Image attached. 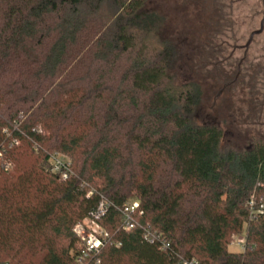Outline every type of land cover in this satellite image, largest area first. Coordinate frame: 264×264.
Instances as JSON below:
<instances>
[{
  "label": "trees",
  "instance_id": "16d2710c",
  "mask_svg": "<svg viewBox=\"0 0 264 264\" xmlns=\"http://www.w3.org/2000/svg\"><path fill=\"white\" fill-rule=\"evenodd\" d=\"M188 1L229 68L257 0ZM146 2L0 0V264H80L74 227L101 203L110 237L89 264H264V212L250 220L249 205L264 203V141L224 150L221 128L197 122L203 87L174 83L169 16ZM260 36L244 81L245 66H264ZM55 152L71 160L67 179L47 166ZM133 202L144 213L126 231ZM246 223L245 250L229 252Z\"/></svg>",
  "mask_w": 264,
  "mask_h": 264
},
{
  "label": "rangeland",
  "instance_id": "374dc122",
  "mask_svg": "<svg viewBox=\"0 0 264 264\" xmlns=\"http://www.w3.org/2000/svg\"><path fill=\"white\" fill-rule=\"evenodd\" d=\"M257 5L259 9L263 8L261 0H257ZM146 8L161 9L169 16L162 36L168 38L176 48V57L170 69L174 83L182 85L193 81L203 87L202 106L195 113L197 122L221 128L224 150L249 148L255 137L264 141V86L260 84L257 87V79L253 83L247 78L246 83L235 84L217 97L221 87L212 78V68L206 65L208 54L204 33L208 24L201 13L202 7L188 0H147ZM243 15H248V12ZM237 20L240 22L242 18L238 17ZM259 21L260 18L258 24H239V34L249 38L253 28H259ZM263 42L264 36H260L255 43L254 54L260 53ZM246 228L247 225H244L241 233L233 236L228 246L229 252L243 251Z\"/></svg>",
  "mask_w": 264,
  "mask_h": 264
},
{
  "label": "built area",
  "instance_id": "2783aa9c",
  "mask_svg": "<svg viewBox=\"0 0 264 264\" xmlns=\"http://www.w3.org/2000/svg\"><path fill=\"white\" fill-rule=\"evenodd\" d=\"M48 168L53 173H58L63 179H67L72 175L71 160L64 154L55 152L50 156L48 162ZM251 208L250 220L256 219L261 213L264 212V203L256 206L253 200L249 203ZM137 202L127 204L123 208L124 224L123 227L126 231L132 230L135 225V214L142 215L144 212L138 209ZM107 205L101 203L97 210L91 217L78 222L74 227L75 234L81 239L82 249L76 257V262L80 264H89L88 260L95 258L101 249L106 245L109 240V233L99 224L98 220L106 213ZM247 225V223H246ZM145 239L147 241H153L154 234L150 231H146ZM169 244L165 243L162 248H167ZM245 250V240L243 242V251ZM101 260L97 259L96 264H100ZM179 264H199L196 260H184Z\"/></svg>",
  "mask_w": 264,
  "mask_h": 264
},
{
  "label": "flooded vegetation",
  "instance_id": "af4514ba",
  "mask_svg": "<svg viewBox=\"0 0 264 264\" xmlns=\"http://www.w3.org/2000/svg\"><path fill=\"white\" fill-rule=\"evenodd\" d=\"M233 1H235V0H233ZM263 13H264V9L262 8V13H261L260 21H259V27H260V23H261V20L263 17ZM254 30H256V29H254ZM254 30H252V31H254ZM251 32H250V34H251ZM250 34H249V36H250ZM253 41H254V39H253ZM252 42H251V44H252ZM244 44L234 45L232 52L229 54V57L234 56V54H236V51H241V53L236 55V58H235L236 62L234 64L232 63L229 68H227L226 64L224 63L225 57H220L222 55V48L221 47H216V46H212L211 44H209L208 48H205V50L208 54L206 65L209 68H212V72H213L212 78L214 79L216 84L221 87V89L217 93V97L220 96L222 92H224L228 88L232 87L233 85L239 84V82L244 81L243 76H242V72L246 71V70H244L242 66H243L244 61L248 60V54H249L250 47H251V44L249 45L248 48L239 47V46H242ZM245 68H247V71H251V75L246 74V77L251 78V80L254 83V81L258 75V71L261 70L262 68L264 69V66H261L258 63V61H254V62H251L249 65L245 66ZM227 70L230 72L229 74H226ZM208 71H210V70H208ZM227 75H229L230 77L229 76L227 77ZM244 82L246 83V81H244Z\"/></svg>",
  "mask_w": 264,
  "mask_h": 264
},
{
  "label": "water",
  "instance_id": "95a60500",
  "mask_svg": "<svg viewBox=\"0 0 264 264\" xmlns=\"http://www.w3.org/2000/svg\"><path fill=\"white\" fill-rule=\"evenodd\" d=\"M262 6H263V9H264V0H262ZM264 30V13H263V17H262V20H261V23H260V27L254 31L251 32L250 36H249V39L248 41L242 45V46H239V47H243V48H248L249 45L251 44V42L253 41L254 37L256 35H259L263 32Z\"/></svg>",
  "mask_w": 264,
  "mask_h": 264
}]
</instances>
